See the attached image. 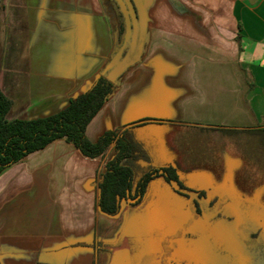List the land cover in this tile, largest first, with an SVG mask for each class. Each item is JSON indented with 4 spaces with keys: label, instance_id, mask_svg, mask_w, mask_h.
Listing matches in <instances>:
<instances>
[{
    "label": "crops",
    "instance_id": "1",
    "mask_svg": "<svg viewBox=\"0 0 264 264\" xmlns=\"http://www.w3.org/2000/svg\"><path fill=\"white\" fill-rule=\"evenodd\" d=\"M177 1L149 7L140 60L118 77L86 130L93 141L110 129L127 130L141 143L140 165L147 164L145 155L157 165L176 164L144 135L149 124L264 127V0ZM2 2L0 87L13 101L11 118L65 108L117 49L104 0ZM115 152L112 143L103 155L88 157L60 137L4 168L0 264H134L126 201L115 215L98 202L100 174Z\"/></svg>",
    "mask_w": 264,
    "mask_h": 264
},
{
    "label": "rangeland",
    "instance_id": "2",
    "mask_svg": "<svg viewBox=\"0 0 264 264\" xmlns=\"http://www.w3.org/2000/svg\"><path fill=\"white\" fill-rule=\"evenodd\" d=\"M11 1L4 0V3L8 5ZM104 2L115 23L119 45L125 37L121 32V10L116 0ZM6 18L5 8L0 19V45L2 22ZM19 60L21 67L25 65L23 59ZM254 129L257 128L230 132V129L185 122L149 124L142 131L152 145L175 156L181 178L187 185L204 188L210 195L230 191L264 205V137ZM123 214L134 264L143 261L162 264L163 254L171 249H174L173 264H253L227 249L241 218L238 208L227 205L205 215L208 217L196 219L187 199L163 178L152 182L139 205L133 207L125 202ZM255 221L252 219L250 223Z\"/></svg>",
    "mask_w": 264,
    "mask_h": 264
},
{
    "label": "trees",
    "instance_id": "3",
    "mask_svg": "<svg viewBox=\"0 0 264 264\" xmlns=\"http://www.w3.org/2000/svg\"><path fill=\"white\" fill-rule=\"evenodd\" d=\"M172 1L179 6L177 0ZM2 8L3 2L0 0V13ZM121 15L123 17L121 32L126 35L127 26L122 10ZM124 43L126 46L123 54L125 53L129 40L126 41L124 37L113 56ZM108 71L107 65L92 86L72 98L65 108L54 114L33 119L11 118L9 113L13 101L0 87V172L27 154L45 147L56 138L65 137L76 144L88 157L103 155L114 143L116 152L107 160L98 182V202L102 211L111 215L118 214L124 201L131 206L139 205L150 183L155 179L163 178L176 193L187 199L189 210L196 219L208 217L205 215L227 205L238 208L241 218L237 221L232 233L233 238L228 242L227 249L229 253L239 255L249 263H263L264 205L244 199L230 191L210 195L204 188L191 187L181 178L179 168L174 163L157 165L145 155L143 158L147 164L140 165L138 161L141 156L138 152L141 150V143L128 136L127 130L121 132L118 129L107 130L96 141L88 137L86 132L88 124L104 106L118 84V79L112 82L107 78ZM253 131L264 137V128ZM247 219H250L249 222ZM252 219L256 221L250 223ZM173 254L174 249L164 253L162 264H173Z\"/></svg>",
    "mask_w": 264,
    "mask_h": 264
},
{
    "label": "water",
    "instance_id": "4",
    "mask_svg": "<svg viewBox=\"0 0 264 264\" xmlns=\"http://www.w3.org/2000/svg\"><path fill=\"white\" fill-rule=\"evenodd\" d=\"M126 20V41L129 40V50L123 56L126 43L112 57L108 67L107 78L112 82L131 65L138 62L142 56L149 20V7L154 0H116Z\"/></svg>",
    "mask_w": 264,
    "mask_h": 264
},
{
    "label": "flooded vegetation",
    "instance_id": "5",
    "mask_svg": "<svg viewBox=\"0 0 264 264\" xmlns=\"http://www.w3.org/2000/svg\"><path fill=\"white\" fill-rule=\"evenodd\" d=\"M128 50H129V46H127V48H126L125 53L123 54V56L128 52Z\"/></svg>",
    "mask_w": 264,
    "mask_h": 264
}]
</instances>
